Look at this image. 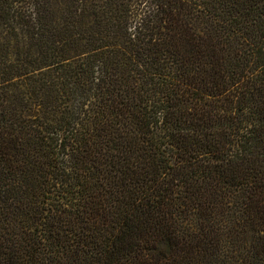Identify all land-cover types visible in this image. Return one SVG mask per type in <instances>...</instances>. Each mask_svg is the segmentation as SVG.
Masks as SVG:
<instances>
[{"label": "trees", "instance_id": "16d2710c", "mask_svg": "<svg viewBox=\"0 0 264 264\" xmlns=\"http://www.w3.org/2000/svg\"><path fill=\"white\" fill-rule=\"evenodd\" d=\"M0 264H264V0H0Z\"/></svg>", "mask_w": 264, "mask_h": 264}]
</instances>
